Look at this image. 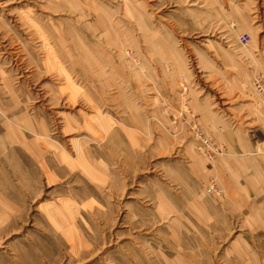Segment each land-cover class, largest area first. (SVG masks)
Returning <instances> with one entry per match:
<instances>
[{
    "label": "rangeland",
    "instance_id": "obj_1",
    "mask_svg": "<svg viewBox=\"0 0 264 264\" xmlns=\"http://www.w3.org/2000/svg\"><path fill=\"white\" fill-rule=\"evenodd\" d=\"M0 264H264V0H0Z\"/></svg>",
    "mask_w": 264,
    "mask_h": 264
}]
</instances>
